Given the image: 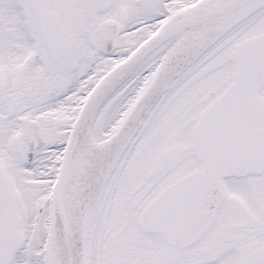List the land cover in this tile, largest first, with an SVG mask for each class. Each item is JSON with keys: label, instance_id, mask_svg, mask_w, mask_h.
I'll return each instance as SVG.
<instances>
[{"label": "snow or ice", "instance_id": "1", "mask_svg": "<svg viewBox=\"0 0 264 264\" xmlns=\"http://www.w3.org/2000/svg\"><path fill=\"white\" fill-rule=\"evenodd\" d=\"M0 264H264V0H0Z\"/></svg>", "mask_w": 264, "mask_h": 264}]
</instances>
